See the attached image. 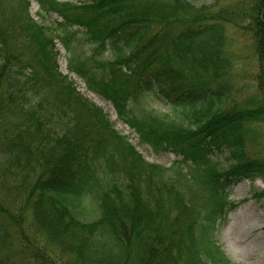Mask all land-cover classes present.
I'll return each mask as SVG.
<instances>
[{
  "label": "trees",
  "instance_id": "16d2710c",
  "mask_svg": "<svg viewBox=\"0 0 264 264\" xmlns=\"http://www.w3.org/2000/svg\"><path fill=\"white\" fill-rule=\"evenodd\" d=\"M246 1L235 10L193 0H33L43 25L29 0L18 12L20 3L14 12L1 6L0 264H232L215 224L236 207L231 186L264 178V0ZM52 13L62 21L49 24ZM11 24L32 38V64L7 44ZM233 28L250 36L248 78L232 53ZM56 39L70 72L143 142L181 159L149 164L96 108L85 127L44 109L47 96L57 112L60 96L86 107L58 71ZM153 94L180 125L137 107ZM96 127L110 139L94 137Z\"/></svg>",
  "mask_w": 264,
  "mask_h": 264
},
{
  "label": "rangeland",
  "instance_id": "374dc122",
  "mask_svg": "<svg viewBox=\"0 0 264 264\" xmlns=\"http://www.w3.org/2000/svg\"><path fill=\"white\" fill-rule=\"evenodd\" d=\"M60 2H74L79 3L84 0H58ZM194 4L198 7H212L215 5V9L229 7L231 9H241L243 5L248 4L249 1L246 0H193ZM16 12L19 11L20 7L24 6V0H0L1 6L8 12L14 8L18 7ZM238 6V7H237ZM213 8V7H212ZM39 7L35 2L31 3L30 6V16L38 24L43 25V21L38 15ZM214 10V9H211ZM246 12V10H244ZM248 13V12H247ZM245 14V13H244ZM245 14L246 17H248ZM244 18V17H243ZM247 20V18H244ZM245 20V21H246ZM2 17H0V23ZM55 21H61L56 14H52L49 19V24L55 25ZM236 29H232V53H236L243 57L245 61L243 68L245 73L250 77V73L254 71L253 62L254 57L250 50V36L247 34H242L240 32L235 33ZM79 33L81 36L83 34ZM31 37H24L15 32V26L10 25L8 32L6 33L7 44L12 48L14 52L21 55L24 61L27 63H33V43L30 41ZM55 49L57 53V64L58 71L63 76H67L68 80L72 82L73 88L75 89V96L77 98H82L81 104L86 105L85 110L79 104L77 99H72V104L65 96H60L58 105L62 111L57 112L54 109L55 96H47L43 100L42 107L47 110H51L59 116H56L60 123L68 122L70 120L77 124L85 127L86 125H91L93 122L91 120V109L100 110L105 116V121L109 122L111 129L114 130L122 137H126L129 143L135 148V151L149 164L171 167L176 161L180 159L179 156L175 155L173 152L159 153L156 152L152 146L148 143L142 141L140 134L123 120L118 119L117 111L113 104L106 100L103 96L91 91L84 81L80 79L77 75L70 73L68 70V53L60 43V41L55 40ZM88 53L90 52L89 46L84 48ZM237 57V56H236ZM235 74L240 68L238 65L234 67ZM243 71V70H242ZM241 71V73H242ZM26 73H29L28 71ZM246 78V77H244ZM246 78V79H247ZM247 79L246 81H248ZM5 96V95H4ZM4 99H7L6 96ZM17 99V98H16ZM78 101V102H77ZM33 106V103H31ZM138 108H144L148 111H153L160 117L167 115V121L173 122L180 125L182 120L179 116V112L172 111L170 105L164 102L162 99H158L157 96L147 95L144 99L140 100L137 105ZM66 111L65 113L63 112ZM73 117V119H71ZM189 123L184 122V126H188ZM94 137L97 139H110V130L96 127L93 131ZM229 155L226 151L217 153V158L223 161L226 166V158ZM264 192V178H258L254 181L249 179H244L239 183L230 187L228 194L229 200L236 205L235 209L231 210L225 219H221L217 223L214 230L215 240L218 245L222 248L228 259L232 264H264V246L262 244V238H264V198H257V194ZM229 238V239H227ZM6 253H3L4 255ZM9 254V252L7 253ZM15 261V260H14ZM2 264H14L13 261H8Z\"/></svg>",
  "mask_w": 264,
  "mask_h": 264
},
{
  "label": "bare ground",
  "instance_id": "6f19581e",
  "mask_svg": "<svg viewBox=\"0 0 264 264\" xmlns=\"http://www.w3.org/2000/svg\"><path fill=\"white\" fill-rule=\"evenodd\" d=\"M227 239H229V238H227ZM261 240H262V244H263V246H264V238H262Z\"/></svg>",
  "mask_w": 264,
  "mask_h": 264
}]
</instances>
